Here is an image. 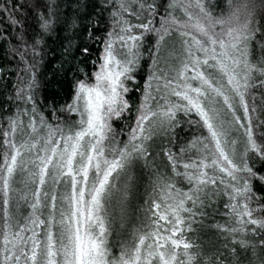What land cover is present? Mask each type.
<instances>
[{"label": "snow or ice", "instance_id": "6c2138e0", "mask_svg": "<svg viewBox=\"0 0 264 264\" xmlns=\"http://www.w3.org/2000/svg\"><path fill=\"white\" fill-rule=\"evenodd\" d=\"M16 7L0 264H264V0H33L31 33Z\"/></svg>", "mask_w": 264, "mask_h": 264}, {"label": "trees", "instance_id": "16d2710c", "mask_svg": "<svg viewBox=\"0 0 264 264\" xmlns=\"http://www.w3.org/2000/svg\"><path fill=\"white\" fill-rule=\"evenodd\" d=\"M16 5L14 18L25 21L24 27L31 33L36 28L35 14L32 11L33 0H0V101L6 94L4 91L5 84H7L8 90H11L13 81L16 79L15 71L11 73L8 69H14L15 60L9 59L8 49L10 43L7 37L15 36L18 29L11 25L8 19V12L3 9ZM23 5V7H19ZM69 14L71 9H68ZM68 35L63 29H60L58 33H53V36L47 42V48L50 49L48 55L45 57V63L38 69L39 71V84L40 89L38 97L43 96L48 100L59 99L63 102V94L67 91L68 84L62 82L58 75H53V66L57 65L60 60L61 43L64 42V37ZM11 43H15L12 41ZM147 65H145V68ZM142 83V81H141ZM138 96L137 93H133L130 99L133 100V108L135 107V99ZM117 128L122 125L117 124ZM144 188L140 189L139 193L134 194L133 204L137 209L143 205Z\"/></svg>", "mask_w": 264, "mask_h": 264}]
</instances>
